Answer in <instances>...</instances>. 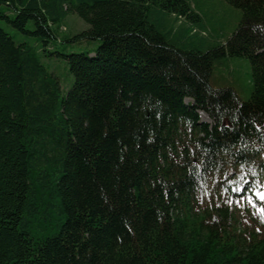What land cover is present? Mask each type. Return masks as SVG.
Here are the masks:
<instances>
[{"label":"trees","instance_id":"16d2710c","mask_svg":"<svg viewBox=\"0 0 264 264\" xmlns=\"http://www.w3.org/2000/svg\"><path fill=\"white\" fill-rule=\"evenodd\" d=\"M224 1L242 20L210 46L190 0H0L46 48L73 14L89 29L66 42H101L58 54L65 92L0 25V264H264V0ZM227 56L251 64L247 101L211 84Z\"/></svg>","mask_w":264,"mask_h":264},{"label":"rangeland","instance_id":"374dc122","mask_svg":"<svg viewBox=\"0 0 264 264\" xmlns=\"http://www.w3.org/2000/svg\"><path fill=\"white\" fill-rule=\"evenodd\" d=\"M192 6L201 15L206 24L208 34L205 36L210 46L226 44L227 40L237 30L242 20V12L226 3L224 0H190ZM159 21L164 23L168 30L174 33L179 32L185 26H194L186 23L185 20L168 14L162 13L158 17ZM0 25L9 32L17 43H27L33 48L36 56L48 71L59 78L63 90H69L74 82L65 60L58 54H71L86 51H96L100 46V41L90 43H70L67 39L73 38L76 34L89 29V26L83 22L77 15H69L63 22L62 31L59 33L56 41L52 42L47 48L38 39L27 34H21L12 29L10 26L0 23ZM29 30H33L30 24ZM197 45L192 44V48ZM200 48V47H199ZM211 84L215 88L225 89L233 88L242 101L251 98L254 83L252 77L251 64L248 59L230 58L227 56L222 63L214 65ZM189 102V101H188ZM243 186L232 189L233 192L240 193ZM258 200V194L264 193V182L254 191ZM242 203L236 204L237 208H243Z\"/></svg>","mask_w":264,"mask_h":264},{"label":"snow or ice","instance_id":"6c2138e0","mask_svg":"<svg viewBox=\"0 0 264 264\" xmlns=\"http://www.w3.org/2000/svg\"><path fill=\"white\" fill-rule=\"evenodd\" d=\"M248 191V189L246 187H242L240 189V192L243 193V192H246ZM254 195H257L256 193H253ZM258 201L260 204H264V193H259L258 194Z\"/></svg>","mask_w":264,"mask_h":264},{"label":"bare ground","instance_id":"6f19581e","mask_svg":"<svg viewBox=\"0 0 264 264\" xmlns=\"http://www.w3.org/2000/svg\"><path fill=\"white\" fill-rule=\"evenodd\" d=\"M202 118L205 119V120H207V116L204 115V114H202Z\"/></svg>","mask_w":264,"mask_h":264}]
</instances>
